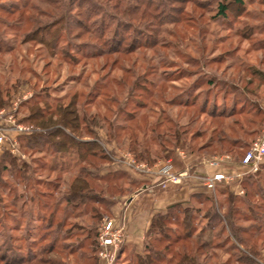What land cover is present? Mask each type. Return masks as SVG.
Returning <instances> with one entry per match:
<instances>
[{"label": "rangeland", "instance_id": "1", "mask_svg": "<svg viewBox=\"0 0 264 264\" xmlns=\"http://www.w3.org/2000/svg\"><path fill=\"white\" fill-rule=\"evenodd\" d=\"M0 86L11 87L0 111L30 129L17 135L2 126L18 154L0 147V264H246L243 243L264 264V228L236 235L213 220L233 206L237 226L251 227L248 207L264 209L258 196L229 201L222 192L243 197L244 181L264 174V160L250 173L241 166L264 136V0H244L226 19L215 0H0ZM71 101L80 122L67 133L95 144L80 165L77 153H57L55 138L48 142L54 130L29 118L33 105L48 118ZM117 127L125 131L115 139ZM129 136L149 148L143 161ZM180 152L192 156L189 178L204 163L236 177L233 185L202 186L167 209L161 227L130 240L124 211L144 182L131 185L121 173L151 174L129 163L156 169ZM82 170L93 178L83 200L72 192ZM109 220L124 225L126 239L104 260L99 233Z\"/></svg>", "mask_w": 264, "mask_h": 264}, {"label": "trees", "instance_id": "2", "mask_svg": "<svg viewBox=\"0 0 264 264\" xmlns=\"http://www.w3.org/2000/svg\"><path fill=\"white\" fill-rule=\"evenodd\" d=\"M215 1L218 3V14L223 19H226L228 17L230 7L242 6L243 2H244V0H215ZM49 37L53 39L52 35H50ZM42 40L45 41L44 38ZM46 45H49V43ZM10 90H11V87H4L3 88L0 86V109L3 107L2 103H4L5 97L8 98L9 95H11V92H9ZM42 102L45 104L48 103L47 105L50 104L49 102H47L46 99L42 100ZM36 106L37 105H35V106L33 105L32 107H30L31 108L30 112H32V114H30L31 117H29V118L33 119V116H35L34 122L37 124V126L41 127L42 129H46V130H49V129L54 130L53 132H50L46 138L49 140L48 142H50V143L52 142L51 139L55 138V141L53 140L54 141L53 145L57 149V153L64 154V152H67V151H71V150L74 151L75 153L78 154V157L80 160L79 165L81 164V162L83 163V161L89 155L94 153L93 152L94 147H95L94 143H92V144L86 143L84 141H81L80 139H77L78 136L70 135L67 133V129H71L74 132H76L77 129H79L78 124L80 122V115H78V109H77V107H75L76 105H75L74 101H71V103H69L68 105L56 107V109H53V111H51L53 113H51V115H49L48 118L44 114L43 109H41L40 107L37 108ZM213 114L214 115H212V118H219L218 116H216V113H213ZM83 120H86V119L83 117ZM122 130L125 131V128L124 127H121V128L117 127V129H112L110 131V135H112L113 138L117 139V135H115V133L117 131L120 132ZM223 132L224 131L221 130L219 133L220 136H222L220 141L225 140L224 139L225 137H223V134H224ZM29 138L35 139L36 137L31 135ZM129 139H130V151L135 154L136 158L140 159L139 161H143V160H141V158L143 157L144 154H146L148 152L149 148L145 147V144L143 141H142V143H140V140L136 139L133 136H129ZM32 141H34V140H32ZM229 144L232 145V143H229ZM140 148L144 149V152H139ZM245 153H246V151L243 152L242 157H244ZM166 157H168V156H165V158ZM83 171L84 170L79 171L80 175L75 178L76 182H74L76 185L72 186V189L74 188L72 190L73 195L78 196V198H80L82 200L86 199V195H90V194H86L87 190H89L88 181L93 179V178L90 179L89 178L90 176L87 175L86 173H84ZM121 174H122L121 179H123V177L128 178V180H130L131 185L137 183V181H134L133 178L132 179L129 178L125 173H121ZM112 177L108 176L106 178L112 179ZM115 178H117V177H113V180H116ZM253 186H255L256 189L253 188ZM243 187L245 189V195L243 197H236L232 193H228V191H225V192L222 191V192H223V194H225V195L227 194L229 196V198H230L229 201H241V202L246 201L247 202V201H251V198L258 196L259 198H261L262 202L264 203V197H263L264 194H261V192H260L262 189H264V174H263L262 178H259L257 180L244 181ZM251 187L253 188V190H256V191L259 189L260 191H257L258 194L254 193L252 191L249 192ZM83 197H85V198H83ZM88 199H92V198L89 196ZM180 206H181V203L174 204V205H171L168 208V210H174L176 208H179ZM257 208L262 211V214H259L258 212L257 213L254 212L256 210L254 205L248 207V210L250 212H252V214H254L252 222H254V224L256 223V225H253L251 227H242V226L239 227V226H237L236 221L238 219H241L242 215H241L240 211L233 206L229 207L228 213L226 215H223V216H221L220 214L214 215L213 220L214 219H221V220L223 219V221L226 223L227 227L230 228L231 232H233L236 235L237 234L240 235L241 233H243V234L244 233L253 234L255 232L260 233L262 228H264L263 227L264 226V209H262L263 205H259ZM168 214L169 213H159V214L155 215L151 220V223L149 226L150 228H148L149 229L148 232L152 231L153 228L161 227V224H162L161 221L163 219H165V217H167ZM190 228H191V225L187 224L186 229L188 230ZM243 242H245V241H243ZM243 245L245 246V252H243V253L249 254V255H246V254L244 255L246 258L245 263L246 264H256L255 260L252 259V258H254V256L257 255L256 252H258V250L256 249V247L251 243H246V244L243 243ZM250 253H251V255H250ZM259 257H260V254H258L257 258H259ZM239 262L240 261H237V263H239ZM140 264H152V261L141 259Z\"/></svg>", "mask_w": 264, "mask_h": 264}, {"label": "crops", "instance_id": "3", "mask_svg": "<svg viewBox=\"0 0 264 264\" xmlns=\"http://www.w3.org/2000/svg\"><path fill=\"white\" fill-rule=\"evenodd\" d=\"M192 156H186L185 159L175 154L170 161L174 172H182L187 169L191 162ZM158 166V165H156ZM155 166V167H156ZM195 171L193 177L187 179L184 184L173 185L170 184L166 188L160 185V177L158 169L154 173L148 175H133V180L144 182L142 188L134 192V196L127 201V208L124 211V219L128 227V235L130 240H135L144 236L147 232L152 218L159 213H164L171 205L188 202L192 196L201 193V180L197 177L207 175H215L219 173V169L212 168L201 163L194 167ZM153 172V171H152ZM206 176V175H205ZM154 191L153 193H150Z\"/></svg>", "mask_w": 264, "mask_h": 264}, {"label": "built area", "instance_id": "4", "mask_svg": "<svg viewBox=\"0 0 264 264\" xmlns=\"http://www.w3.org/2000/svg\"><path fill=\"white\" fill-rule=\"evenodd\" d=\"M16 107V106H15ZM15 118L7 113L6 110L0 111V147L7 146L12 154H18V142L15 140L10 145V141L7 136L4 134V129H2L4 124H7L9 129H12L20 135L28 134L30 129L28 127L17 126ZM1 129L3 131H1ZM181 157L184 159L186 155L182 152L179 153ZM264 160V136L258 139L251 149L246 153L244 159L241 161V166L244 168H248L247 173L251 171H256L258 165ZM221 162V161H220ZM214 166L219 165V161H214L211 163ZM129 165L142 173H152L155 169H152L148 165H137L136 162H130ZM158 169V174L160 177V185L163 188H166L169 184L180 185L183 184L190 177L189 169H185L182 172H174L173 167L170 162L164 165H158L155 167ZM236 177H231L224 173H217L212 176L203 177L201 181V185L203 188L215 191L219 183H225L226 185H230L235 180ZM237 192L243 194L242 188L238 187ZM126 239L125 227L124 225H116L113 220L106 221L102 226L99 233V242H100V257L104 260L109 259L110 251L117 249L120 247Z\"/></svg>", "mask_w": 264, "mask_h": 264}]
</instances>
